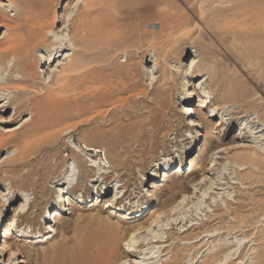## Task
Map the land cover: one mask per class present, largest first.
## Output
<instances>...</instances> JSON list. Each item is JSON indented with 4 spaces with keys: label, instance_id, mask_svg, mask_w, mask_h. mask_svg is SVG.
Returning <instances> with one entry per match:
<instances>
[{
    "label": "rangeland",
    "instance_id": "374dc122",
    "mask_svg": "<svg viewBox=\"0 0 264 264\" xmlns=\"http://www.w3.org/2000/svg\"><path fill=\"white\" fill-rule=\"evenodd\" d=\"M6 1L0 0V3L5 5ZM12 1L19 10L9 7L7 12L0 14V42L5 24L12 28L24 26L25 31L30 34H39L40 31L45 35V42L37 45L34 56L33 53L28 56L29 64L39 61L35 66L37 74L32 81L34 89H27L30 86L27 84H17L19 88L27 89L23 96L24 102H32V105L17 112L15 107L7 104V94L0 93V134L30 124L29 111L34 108V104L45 100L48 95L46 90L53 89L55 96L66 97L71 103L76 101V107L80 111L89 109L91 105V112L75 117L66 125L87 119L89 123L85 129L92 130V134L85 136L86 141L102 147L107 159L114 162L115 168L106 184L91 182V177L81 176V168L73 162L66 145L62 147L60 144L50 152L45 150L36 158V161H40L39 164L48 165L50 162L53 166L55 160L63 159L71 167L63 180L71 181L75 188L67 192L65 197V200H70L69 206L66 202L58 205L51 198V192L57 185L47 183L48 190L42 196L43 179L38 181L33 191L30 182H24L23 185L3 182L1 173L9 172L11 168L1 167L0 264H40L41 254L49 252L62 242L67 243L68 247L72 246L94 232L97 228L96 218L120 223L133 234L132 241L129 238L119 241L117 252L120 251L118 254H121V261L114 264H133L132 261L138 264H202L216 252H219V262H215L216 264H238L234 260L236 258L239 261L242 259V264H264V222L257 224V228L254 225L249 233H235L236 230L227 229L235 225L234 210L242 216L250 215V207H240L241 198L251 199L254 203L261 200L260 205L264 203V184L255 188L246 179L253 173L257 174L258 168L242 165L243 162L239 160L248 156L252 148L264 152L263 143H259L260 138L264 139V132L254 134L256 125L251 129L253 124L248 125L243 132L244 124H248L251 119L238 118V115H252L256 110L238 108V105L229 103L223 111L216 112L213 105L218 101V85L212 81L199 85L198 78L188 82L183 73V65L189 63L192 57L203 59L205 68L218 64L219 75L226 73L227 80L236 83L239 90L247 93L250 96L248 101L256 103L257 112L261 115L264 114V53L258 58L259 61L253 60L247 65L243 61L245 55L242 45L232 40L222 41L212 34L215 31L213 24H208L205 18L208 11L201 16L198 10L200 7L195 0H123L125 4H122L123 1L121 4L124 8L115 4L117 8L121 7L119 11L113 10L116 14L112 9L110 13L108 11L111 3L107 2L109 0L105 1L108 5L104 2L108 12L104 10L103 4L100 5L102 7L98 5L88 9L87 3L91 0H85L76 7L74 5L77 0ZM203 7L207 9V5ZM87 9L93 13L88 18L85 17L89 13ZM159 12L168 13L169 16L160 22L157 15ZM113 16L126 21L110 31V41L106 44L102 40L104 38L97 35L98 24ZM258 18L243 27L231 29V32L241 30L242 33L249 32L251 35H264V16L260 15ZM165 23L173 24L166 26ZM178 25L187 26L189 33L182 42H178ZM170 29L177 32L174 38L167 36L166 31ZM70 38L79 45L76 52L70 50ZM49 42L60 48L65 46V49L55 54L56 46L48 48L46 45ZM71 53H74V60H82L86 66L84 70L69 75V85L62 94L57 90L62 85L60 80L55 79L52 88L46 89L42 79L47 78L49 68L64 63L65 55ZM178 56H181V63L176 62ZM30 58L33 63H30ZM163 69L172 72V83L167 88L168 92L160 97V106L159 102L154 104V90L151 91L152 85L148 78L149 72H157L159 76ZM123 84L126 87L140 84L141 87L123 94ZM194 88L200 95L203 92L201 99L208 97V94L215 99L208 106L200 107L202 103H199L197 97L189 95ZM141 89L150 93L149 98H144V101L134 98ZM15 95L16 93H12V96ZM121 97H124L123 103L119 102ZM112 105L116 108L107 115V110ZM158 106L160 107L157 108ZM183 106L193 108L196 116L193 113L181 116L179 112ZM76 107L72 103L70 111H74ZM153 110H157L159 114L157 126L160 135L154 151L148 152L145 147H140L137 143L134 146L132 143L134 137L143 135ZM97 111L104 118L98 117L91 121L90 116ZM220 115H224L226 120L222 127L217 126ZM40 116L46 117L47 114L42 113ZM190 117L198 124L196 128L184 127L186 119L189 122ZM205 121L207 125L204 124ZM82 131L73 134V138L68 141L69 146L79 149ZM248 131L252 138H247V134L243 135ZM43 135L38 137L42 138ZM217 147L223 151L213 155ZM14 148L15 145L11 144L9 148L1 149L0 161L13 152ZM80 154L89 160L86 165L97 164L98 158L93 160L90 153ZM84 157H81V161L85 160ZM31 165H36V162H31ZM100 169L106 170L102 167ZM30 170L31 166L25 167L22 171L20 169L19 174L24 177ZM87 172L90 173L89 169ZM92 175L93 173L89 174ZM147 192L154 197L150 198ZM115 193L119 197L123 196L122 201L106 206L105 202ZM63 194H66V188L63 189ZM60 198L58 195V200ZM21 206L25 213L18 217L19 229L13 231V234L19 236L4 239L6 222L17 216L15 209ZM134 206L137 211L127 212ZM53 209L58 211V215L53 216ZM152 209H159L160 213L148 225L137 227L136 224L150 217ZM50 212L51 218L48 216ZM16 250L18 251L12 258L11 254ZM257 254L260 257L258 261L255 260Z\"/></svg>",
    "mask_w": 264,
    "mask_h": 264
},
{
    "label": "bare ground",
    "instance_id": "6f19581e",
    "mask_svg": "<svg viewBox=\"0 0 264 264\" xmlns=\"http://www.w3.org/2000/svg\"><path fill=\"white\" fill-rule=\"evenodd\" d=\"M105 1L106 0H91L90 2L87 3V7H89L88 9H92L98 5L100 6L103 4L104 10H105V5H108L107 2L109 3L111 2L108 5L109 6L108 8H110L108 11L110 13L111 9H112L111 11L113 10L115 11L117 9L118 11L120 10L121 7L117 8L116 5L123 7V5L125 4L123 0H121L120 2H117V0H109L107 2ZM83 2H85V0H77L74 7H76L77 5ZM104 2L107 4L104 5ZM121 2L123 5L121 4ZM195 2L197 3L196 5H199L198 7H200L198 10H200L199 12L201 16L202 14H204V12L206 13V11H208V14L206 15L205 18L208 20V24L209 23L213 24L215 31L212 32V34H214L217 37H220L222 41L232 40L233 42H236L242 45L243 53L245 55L243 56V61H245L247 65L248 64L250 65V63L253 60L254 61L258 60L260 55L264 53V42H263L264 35H256V34L251 35V34H248L249 32L242 33L241 30L239 32L238 30L231 32L232 31L231 29L235 30L236 27L238 26L243 27L247 23L249 24V21L253 22L259 19L258 16L260 15L264 16V7H263L264 0H195ZM203 5H207V9H205L206 6L203 7ZM112 6L115 8H112ZM9 7L19 10V8L16 7V3H14L12 0H7L5 5L3 3H0V14L3 12H7V9ZM126 10L129 11V9H126ZM100 12L102 13L103 10H101ZM107 12H104V13H107ZM134 12H136V10ZM101 13H98V14H101ZM91 14L93 13H90L89 11V13H86L85 17L88 18L91 16ZM126 14L124 13V15ZM131 14H133V11ZM129 15L130 14L128 13L127 16L129 17ZM157 15H158V18L160 19V22L167 15L169 16L168 13H164V12L163 13L159 12ZM117 17L118 16L116 17L113 16L110 19H103L102 21H99L100 22V24H98L99 33H97V35L103 37L104 39L102 40H104V42L106 41L107 42L106 44H108V41H110V39L108 40V35L110 31L111 30L114 31V29L117 28L119 23L126 21V20H121L120 18H117ZM257 23L259 24V21ZM165 24L167 26V25H172L173 23H165ZM160 25L161 27L163 26L162 24ZM3 27L5 29L2 34L1 42H0V93L7 94V97H8L7 104L15 107V110L18 112L22 110L23 108L27 107L28 105H32V102H29V101L24 102L23 96L25 95L27 89H31V90L34 89L32 81L35 75L37 74L35 66L37 67V65L39 64V61L36 59L37 62L34 64L33 63L34 61H32L30 58L29 61L30 63L32 61L33 65L29 64L28 56L32 53L34 56L37 45L42 44V43L44 44L45 41L43 40H44L45 35H43V33H40V31H39V34H37L38 32H36V34H34L35 32L30 34L25 31L26 28H24V26L23 27L13 26L15 28H12V27H8L5 24V26ZM260 30H262V28ZM172 31L173 29L166 31L168 32L167 36L169 38H174L177 34V32H172ZM188 34L189 33L187 30V26L178 25V42H182L183 39L186 40L188 37ZM174 40L176 41V39ZM68 43L71 47L70 50L73 52H76L79 47L78 43L73 38H70L68 40ZM46 46L48 48L50 47L54 48L56 45L54 46L52 43L49 42V44H47ZM64 49H65V46H63V48L56 46V48H54L55 54H57V52H62ZM180 58L181 56L176 57L177 63L178 62L181 63ZM33 60H34V57H33ZM189 60H190L189 63L183 65L184 67L183 73L185 77L184 79L188 80L189 82L192 79L195 80L196 78H198V81L200 82L199 85H204L208 81H212L215 85H218L220 91L218 94V101L213 105L214 110L216 112H221L225 109V106L228 105L229 103H234L238 105L239 106L238 108L248 107L253 110H256L254 114L252 115L251 114L250 115H247V114L238 115L239 116L238 118H247V120L251 119V121L248 124L247 123L244 124V127L242 129L243 132L246 130V128H248V125L253 124L254 126H252L251 129H253L256 125V127L254 128L255 130L254 134H263L264 114L259 115V113L257 112L258 107L256 106V103L254 101L253 102L248 101L250 96L247 93L243 92L242 90H239L236 83L234 84V82L231 83L230 81H228L226 73H220L219 75L220 71L218 70V67H219L218 64L214 63L212 64V66L205 68L203 66V63H204L203 59L198 58V57H192ZM63 62L64 63H58L55 67L51 66L47 73V78L42 79L43 84H45L46 89H48L49 87L52 88V83L55 81V79L57 81L60 80L59 83H62V85L57 89L60 94H62L65 88H67L69 85L68 83L69 75L73 73H79L80 71H83L84 68L86 67L83 64L81 59L74 60V53L65 55ZM155 66H157L156 61H155ZM15 70L16 72H14ZM148 81H149V84L152 85L151 91L154 90L152 94L153 97L155 98L154 104H157L160 100V97L162 95H165L168 92L167 88H169L168 86H170L172 83V72L163 69L161 71V75L159 76L157 75V72L155 73L149 72ZM17 84H27L30 86L29 88L25 90L23 88H19L18 87L19 85L17 86ZM255 86L258 87L256 83H255ZM139 87H141L140 84L127 86V87L124 85L121 88V93L123 94L129 93L132 89H136ZM195 89L196 88H194V90H192V92L189 95L190 97H194V98L197 97V99L199 100V103H202L200 107L208 106V104H210L212 100L215 99L214 96L211 97L209 94H208V97L201 99V95H203L202 94L203 92L200 95V93H198ZM46 92H48V95L45 98V100L40 103L34 104L33 106L34 108L29 111L30 122H31L30 124L24 125V126L21 125L17 129L7 130L6 134H0V150L9 148L11 144L15 145L14 151L11 152L12 154L8 153L6 157L2 161H0V171H1V167H4V166L5 167L8 166L11 168L9 172L1 173L2 175L1 180L3 182L9 181V182H13L14 184L19 183L21 185H23L22 183L24 182H30L31 187L33 188V191H34L35 186L38 184V181L43 179V184H41L42 196L46 195V192L48 190L46 188L47 183L55 184L57 185V187H55L54 190L51 192V198H53V200H55V203H57L58 205L60 202H63V203L66 202L67 205L71 206V203L69 202L70 201L69 198H66L65 200V197L68 194L67 192L75 188L71 181H65V182L63 181L64 178H66V175L69 173V170L71 169V167L68 166L67 161L63 159L55 160V163L53 166H52V163L50 162L48 163V165H43L42 163L39 164L40 161H36V158L39 155H41L45 150H48V152H50L51 150L55 149L60 144H62V147L66 145L67 146L66 148H69L70 150V153H71L70 156L73 159V162H75L81 168V176L85 175L86 178L91 177L90 181L91 182L95 181V183L105 182L106 184L108 179H110V177L108 176L113 173L115 166H114L113 161H109L107 159L106 152L102 147H96L90 142L86 141L85 136L92 134V130H88L87 128L85 129V127H87L89 123L87 119L84 120L83 122H77L75 124L66 125L67 122L71 121L75 117L78 118L81 115L86 114L87 112H91L92 111L91 105L89 109H84L80 111L76 107L77 106L76 101L71 100L72 103L75 105L76 109L74 111H70L71 110L70 106L72 105V103L69 102L70 100L68 101L66 97H63L60 95L55 96L54 94L55 91L53 89H48L46 90ZM12 93H16V95L12 96ZM148 95H150L148 90L146 91L145 89H141L139 90L138 94L134 96V98L144 101V98H149ZM123 98L122 97L119 98L121 99L119 102L123 103L124 101ZM116 100H117L116 102H118L117 98ZM121 103L119 104L123 105ZM160 104L162 105L161 102H159V105ZM78 105L80 104L78 103ZM160 106H158L157 108H159ZM163 106H165V102ZM114 108L116 107L112 105L110 109L107 110L108 112L106 111L107 115H109L110 112ZM119 109L120 108H118V110ZM42 113L47 114V116L41 117L40 114ZM93 113L94 114H92L89 118L91 119V121H93L95 118H98V117L104 118V116H102L103 114L101 115L100 111L93 112ZM190 113H193L196 116L194 109L189 108V106H183L181 108V111L179 112L181 116H187ZM152 114L153 115L151 116L149 120L150 122L149 124H147L148 126L145 128L143 135L140 137L139 136L134 137V142L132 143V145L137 143L138 146L145 147V150L148 152L154 151L153 149L158 145L159 135H160V130L157 126L158 118H159L158 111L153 110ZM254 115H256V117ZM36 116L37 118H35ZM197 117L201 118L200 115H197ZM219 118L220 120L217 126L222 127L223 124L226 122V120H224V115H220ZM193 119H194L193 117H190L189 122H188V119H186V123L184 124V127L196 128L198 124H196V122ZM204 124L207 125L206 121L204 122ZM84 129L87 130V132L84 131ZM79 131L80 132L82 131L81 133L82 138L79 139V145H78L79 149H78L77 147L73 145L69 146L68 141L71 138H73L74 133L79 132ZM44 133H48V134L43 135ZM245 134H247V138H252V136H249L250 135L249 131L245 132L243 135ZM39 135H43L44 137L39 138L38 137ZM36 137H38V139H36ZM191 138L192 136L189 137V139ZM259 141H260L259 143L261 144L263 143L262 145H264V139L260 138ZM195 142L196 140H194L193 143ZM66 148H63V149H66ZM222 151L223 150L220 147H217L213 151V155L221 153ZM81 152L90 153L91 155L90 157L93 158V160H96V158H98L97 164L86 165V163H88L89 160H87L84 156H82V154H80ZM62 157L64 158L63 155ZM81 157H84L85 160L81 161ZM239 160L243 162L242 165H246L248 167L249 165L256 166L258 168L257 174L253 173L250 176H247L246 178L249 181L250 186H255V188L256 187L259 188L260 185L264 184V152H260L259 150H256V148H252L248 156H246L245 158L239 159ZM34 161L36 162V165L32 166L31 162H34ZM45 161L47 160H43V162ZM30 166H31V170L29 174H27L24 177L23 175L19 174L20 169L22 171V169H24L25 167H30ZM40 166L41 168H39ZM101 167L103 169L106 168V170L100 169ZM248 167L246 168V170L248 169ZM88 169L90 173H93L92 176H89L90 173L87 172ZM82 187L84 188V186ZM64 188H66V194H63ZM85 190H88V189H85ZM147 193L150 198L154 197L149 192ZM58 195L61 197L59 200H58ZM81 198H83V196ZM122 198L123 196L119 197V194L115 193L114 195L111 196L110 200L105 202V205L109 206L112 203H115L116 205L118 204L120 200L122 201ZM240 200H242V203L240 205L241 208H247V207L251 208L250 215L242 216L239 212L238 213L235 212L237 210H234L235 225L227 229H230L231 231L236 230L235 233H239L243 231L249 233L252 231V229H254L253 228L254 225L256 226L260 222H264V203L260 205L261 200L256 201L254 203L253 200L247 199V198H241ZM248 200L250 201V203L246 204ZM65 206L66 204L64 205V208ZM55 209L52 210L53 216L58 215L56 214L58 213V211H56ZM131 209L127 210V212L137 211L135 210V206L132 207ZM15 210H17L18 212L17 216H13L12 219L8 220L4 226V229H3L4 239L16 238L19 236V235L13 234L14 233L13 231L14 229H17V230L19 229L20 226L18 224L19 222L18 217L20 215H24L25 212L23 210V206L18 207ZM51 212L48 215L49 218H51ZM158 213H160L159 209L158 210L152 209L150 213V217L146 220H142V222H139V224H136L137 227L138 226L144 227L145 225H148L149 221L151 219L154 220V218L158 215ZM95 221H96L97 228L96 230H94V232L90 233L85 239L75 242L72 246L68 247L67 243L62 242L60 245L55 246L49 252L41 254L40 264H114L115 262L121 261L120 260L121 254H118V252L120 251L117 252L118 243L119 241L123 239H128V238H129V241H132L133 234L128 232L126 228H124V226H121L120 223H112V222L110 223L109 220L107 219L103 220V219H98V218H96ZM257 227L258 226H256L255 228ZM46 229H48V227H46ZM156 243H158V241H156ZM135 244H136V241H135ZM17 251L18 250H16V252H13L11 254L12 258L15 257V254L17 253ZM218 255H219V252L218 253L216 252L214 256L209 257L207 261H205L202 264H214L215 262H217ZM255 257H256L255 260L257 261L260 259L259 254H257ZM234 260L236 261V263L238 262V264L243 263L242 259L240 261L238 260V258ZM132 263L138 264L137 262H134V261H132ZM120 264H126V262H121ZM230 264L232 263L230 262Z\"/></svg>",
    "mask_w": 264,
    "mask_h": 264
}]
</instances>
